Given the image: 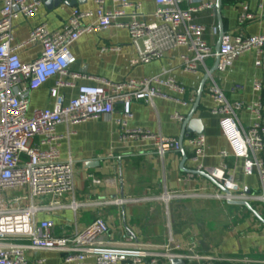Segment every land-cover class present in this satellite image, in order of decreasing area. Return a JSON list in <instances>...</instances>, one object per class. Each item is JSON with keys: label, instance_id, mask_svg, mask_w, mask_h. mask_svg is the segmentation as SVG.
Masks as SVG:
<instances>
[{"label": "built area", "instance_id": "1", "mask_svg": "<svg viewBox=\"0 0 264 264\" xmlns=\"http://www.w3.org/2000/svg\"><path fill=\"white\" fill-rule=\"evenodd\" d=\"M43 1L3 0L0 8V264H42L43 259L29 255L38 251L57 252L66 264H171L173 259L182 260V264H264V259L204 253L197 248L195 239L186 244L170 237L163 244L113 246L106 240L108 226L102 217L94 218L80 231L61 236L53 234L52 221L35 220V214L42 209L64 207L60 198L74 190V162L70 157L60 158V136L55 133L57 125L110 116L119 103L120 112L115 124L123 139L152 140L156 153L162 157L179 150V141L175 137L129 126L133 101L150 104L155 97L171 98L161 90L162 87L182 96L177 99L181 105L189 103L184 97L185 86L171 77L151 76L122 82L100 79L95 84L77 86L75 97L64 103L59 90L73 87V81L80 78L78 73L70 71L75 61L70 46L81 35L110 27L124 28L142 63L149 62L162 50L182 46L186 49L181 56L182 70L196 74L207 58L217 57V70L223 72L238 54L246 51L255 53L257 66H264V30L257 35L225 33L215 52L204 36L207 31L218 35L217 25L206 27L195 20L198 13L214 9L212 1L154 0L155 9L148 18L138 2L109 0L111 8H107L106 0H93V10L72 8L58 30H49L45 23L34 26L23 44H38L41 52L32 62H22L16 53L19 46L11 44L13 22L20 17L34 16ZM236 1L239 6L237 21L242 26L253 15L247 0ZM107 49L117 48L103 47L101 51ZM53 77L56 80L49 90L52 107L28 115L31 91ZM260 87L259 82L253 85L256 91ZM240 88V85H234L231 89ZM207 93L213 102L211 112L220 116L222 134L234 155L243 159V172L247 175L256 172L259 180L257 193L237 192L225 164H220L217 170L204 169L229 191L212 196L225 201L255 200L264 205V106L259 101L252 104L230 101L214 82L208 86ZM241 110H248L253 115V122L247 127L237 119ZM171 118L177 122L184 120L178 112H173ZM186 143L190 148V159L197 164V170H202L199 162L206 146L205 136L191 134ZM220 156L225 157L227 153L221 151ZM197 195L200 192L181 193L164 188L156 196L114 197L103 203L121 206L128 201L158 200L168 206L175 199ZM45 197H49L46 204L36 203ZM78 205L72 198L67 207L76 210Z\"/></svg>", "mask_w": 264, "mask_h": 264}, {"label": "crops", "instance_id": "2", "mask_svg": "<svg viewBox=\"0 0 264 264\" xmlns=\"http://www.w3.org/2000/svg\"><path fill=\"white\" fill-rule=\"evenodd\" d=\"M2 1L0 0V8ZM130 1L138 2L141 11L148 18L151 17L155 9L154 0ZM206 1L214 4L216 2ZM247 2L253 17L241 26L237 21V1L222 0L221 17L225 33L231 36L257 35L264 30V0ZM74 7L93 10L95 4L93 0H82L72 6L64 3L55 5L52 0H44L34 16L16 19L13 22L11 44L19 46L16 49L19 59L22 62H32L40 55V45L23 44L34 26L45 23L49 30H58ZM106 7L111 8L109 0H106ZM195 20L206 27L211 24L218 27L214 9L198 13ZM204 37L215 51L218 35L207 31ZM103 47L117 49L101 51ZM70 52L75 58L70 71L78 73L80 78L73 81V87L59 90L64 103L75 97L77 86L95 84L100 79L122 82L159 76L163 79L171 77L185 86L184 97L189 100L185 106L177 100L182 96L164 87L161 90L170 95V99L155 97L150 104L143 101H133L131 104L133 116L129 121L130 127L143 128L177 139L181 133L182 122L173 120L171 115L178 112L186 118L204 75L215 63V57H210L205 59L204 65L199 66L196 74L184 72L181 56L186 53V49L182 46L162 50L149 62L142 63L130 43L128 32L124 28L116 27L81 35L71 44ZM55 80L56 77L50 78L31 91L28 115L35 110L52 107L53 98L49 90ZM213 82L230 101L240 100L247 104L259 101L264 106V66H257L255 53L246 51L238 54L225 71L221 72L216 68L205 81L198 106L192 115L200 121L203 128L201 134L206 140L199 162L202 171L217 170L223 163L232 176L231 180L236 185L237 192L257 193V173L247 175L243 172V159L234 155L231 145L222 134L220 116L211 112L213 102L207 88ZM255 82L260 83L258 91L253 88ZM234 85H240L241 88L232 90ZM119 112L120 104L117 103L110 116L56 126L55 133L60 136V158L70 157L74 162V190L72 194L66 193L60 198L64 207L42 209L35 214V220L52 221L53 234L61 236L80 231L94 218L102 217L108 226L106 240L113 246L163 244L170 237L175 242L186 244L195 239L197 248L204 253L232 258L247 256L251 259H264V225L245 207L213 197L212 195L223 192L209 180L183 170H197V164L190 159L186 138L183 140L186 159L181 166L182 155L179 151L168 152L162 157L156 153L152 140L123 139L115 124ZM237 119L242 126L247 127L253 122V115L248 110H241L237 113ZM221 151H225L227 156L221 157ZM85 162H96L97 165L88 167ZM164 188L181 193L198 191L200 195L175 199L168 206L158 200L128 201L121 206L103 203L114 197L140 199L156 196ZM72 198L79 204L76 210L67 207ZM48 199L49 197L41 198L36 203L46 204ZM247 202L264 219V205L255 200ZM29 255L43 259L42 264H66L57 252L38 251Z\"/></svg>", "mask_w": 264, "mask_h": 264}, {"label": "water", "instance_id": "3", "mask_svg": "<svg viewBox=\"0 0 264 264\" xmlns=\"http://www.w3.org/2000/svg\"><path fill=\"white\" fill-rule=\"evenodd\" d=\"M54 2L55 5H58L60 3H64L67 5H75L76 2H81L82 0H52ZM221 6H222V0H216L215 5H214V11L217 17V21H218V42H217V46L215 48V52L218 51L219 45H220V41L222 36L225 34V30L223 27V23H222V17H221ZM217 64H218V58L215 57V63L213 68L208 71V73H206L198 87L197 93H196V98L192 104V108L190 113L186 116V118H184V120L182 121V125H181V133L180 136L178 138L179 141V152L182 155V161H181V166L184 162V160L186 159V154L183 148V140L184 138H187L190 134H201L203 133V128L200 124V121L197 119H194L192 117L194 111L196 110L198 103H199V99L200 96L202 94L203 91V87L205 84V81L207 80L208 76L217 68ZM94 162H85V165L88 167L97 165V163L95 162V164H93ZM183 169V168H182ZM186 172L192 173L194 175H199L202 176L204 178H206L207 180H209L212 184H214L220 191H222L224 194H228L229 191L224 188L220 183H218L214 178H212L211 176H209L208 174H206L204 171L202 170H186L183 169ZM229 204L232 205H240L245 207L249 212H251L253 214V216L264 225V219L261 217V215L252 208L251 204L247 201H243V200H229L227 201ZM171 264H182V260L179 259H173L171 260Z\"/></svg>", "mask_w": 264, "mask_h": 264}]
</instances>
